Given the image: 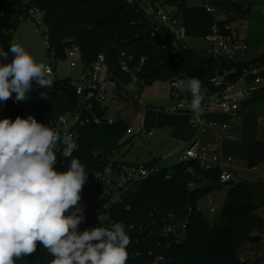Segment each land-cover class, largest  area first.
Masks as SVG:
<instances>
[{
    "label": "trees",
    "instance_id": "trees-1",
    "mask_svg": "<svg viewBox=\"0 0 264 264\" xmlns=\"http://www.w3.org/2000/svg\"><path fill=\"white\" fill-rule=\"evenodd\" d=\"M184 9L185 0H170ZM221 13L222 26L229 25L230 16L244 18L248 9L237 0H215ZM36 6L44 12V24L50 41L48 55L65 59V51L76 46L81 61L90 65L97 55L103 54L110 72L126 78L120 71L121 55L131 67L145 58L141 75L146 84L169 81L172 78H196L201 81L204 100L214 89L210 78L214 64L203 53L187 50L178 55V62L167 48L155 49L151 41L153 25L125 4V0H37ZM24 4L21 0H0V48L8 50L19 24L24 21ZM214 8V7H213ZM162 43L167 47L168 40ZM12 60L9 54L7 62ZM47 100L41 98V92ZM191 95V94H190ZM13 97L0 102V119L17 116H35L38 122L54 130L61 115L77 110V98L67 79L54 81L51 88L39 89L33 84L28 101H15ZM125 126H97L86 121L79 129L78 143L72 157L57 156V168L65 171L71 158H78L85 167L88 179L85 182L80 205L84 207V221L78 230L85 228H111L122 223L130 237L127 264H150L148 251L158 249L165 258L164 264H249L243 256L246 245L255 242L264 234V221L256 212L254 202L258 197L250 191L246 182L230 184V190L217 218L210 222L199 211V203L215 186H205L204 171L196 163L177 164L172 169H160V173L136 186L135 190L121 196L118 203L109 209L103 202L91 198L94 190L92 174L102 168V157L113 153ZM191 170V172L188 171ZM169 173L170 180L165 181ZM261 185V184H260ZM263 185V184H262ZM264 205V203L262 204ZM186 224V232L175 243L164 238L162 229L167 225ZM166 246V247H165ZM53 257L37 243L34 253L15 260V264H51Z\"/></svg>",
    "mask_w": 264,
    "mask_h": 264
},
{
    "label": "built area",
    "instance_id": "built-area-1",
    "mask_svg": "<svg viewBox=\"0 0 264 264\" xmlns=\"http://www.w3.org/2000/svg\"><path fill=\"white\" fill-rule=\"evenodd\" d=\"M21 2L25 6L21 19L34 21L37 27L41 24L45 26L44 12L36 6L37 0ZM125 4L153 25L151 40L155 49L167 48L169 54L174 56L175 63L178 62L180 53L189 50L185 46L181 47L182 42L187 39L183 9L176 7L170 0H125ZM205 12L215 15V22L204 37L207 47L202 52L203 56L214 64L209 81L214 91L202 100V111L197 114L190 108V93L180 92L174 87L176 81L190 78H172L169 80L172 87L170 95L174 105L168 112L185 114L195 135L211 130L218 134L221 141L232 140L235 137L230 134L227 123L206 120L204 113L217 111L224 116L234 117L240 112L245 101L260 97L264 90V57L250 58L247 42L234 35L229 25L220 24L222 17L216 16V9L206 4ZM262 15L264 17V8ZM165 39L168 40L167 47L162 43ZM44 40L46 48L51 51L48 34H44ZM123 57L122 54L119 66L120 71L126 75L124 79L113 75L106 57L99 54L90 65L83 64L79 78L74 80L71 78V72L77 67V61L81 60L79 49L72 46L65 51V59L68 61L66 79L74 91L78 105L75 112L59 116L55 122L56 132L61 136L70 135L77 145L79 129L86 121L91 120L97 126L124 125L125 131L118 143L127 140L139 144L144 137L150 138L154 135L155 129L146 128L143 116L138 117L141 111L144 113L147 109L141 106L140 100L142 88L146 85L141 75L145 58L140 60L138 66L131 67L128 62H131L132 58L125 61ZM48 67L51 68L53 80L57 81L54 69L50 64ZM135 122H138V125L134 124ZM233 161L231 156L222 152L220 143L214 141L202 144L194 137L180 156L178 164L196 163L203 171L220 169L219 183L231 184L238 182L229 169ZM101 164L102 168L92 174V184L95 188L91 198L96 202H103L106 209L118 203L122 195L135 190L137 185L155 177L161 171L152 164L124 163L119 159L110 162L106 157H102ZM188 171L191 172L190 169ZM169 180L170 175L167 173L165 181ZM208 200L211 202V197ZM185 232L186 224L180 223L177 226H165L161 235L178 243ZM258 242L264 245L262 237ZM157 250L148 251V256L152 258L150 264L165 263L163 253L156 254ZM160 255L163 260L157 262L156 257Z\"/></svg>",
    "mask_w": 264,
    "mask_h": 264
},
{
    "label": "clouds",
    "instance_id": "clouds-1",
    "mask_svg": "<svg viewBox=\"0 0 264 264\" xmlns=\"http://www.w3.org/2000/svg\"><path fill=\"white\" fill-rule=\"evenodd\" d=\"M53 83L51 68L22 45L0 48V102L13 94L17 102L28 101L33 84L43 90ZM174 87L191 94L194 113L202 111L200 80H178ZM41 98L47 100L44 91ZM75 149L70 135L61 136L33 115L0 119V264L34 253L38 242L53 257L51 264H127L131 241L122 223L78 230L88 174L74 157L65 171L56 167L57 153L67 159Z\"/></svg>",
    "mask_w": 264,
    "mask_h": 264
},
{
    "label": "rangeland",
    "instance_id": "rangeland-1",
    "mask_svg": "<svg viewBox=\"0 0 264 264\" xmlns=\"http://www.w3.org/2000/svg\"><path fill=\"white\" fill-rule=\"evenodd\" d=\"M237 1L243 8L248 9V15L244 16V18L235 15L233 17L230 16V29L234 35L247 41L248 56L264 57V18L262 16L264 0ZM206 4L219 11L222 9L219 8L215 0H185L183 17H185L184 24L187 39L182 42L181 47L185 46L189 50L198 53L205 51L207 43L204 41V37L215 22V15L205 12ZM220 14L217 13L216 16L221 18ZM44 34H47V30L43 24L37 27L34 21H22L13 34L12 44L22 45L37 62L44 63L47 66L50 64L54 69L55 78L57 80H65L68 72V61L64 58H56V56L51 54L48 55ZM83 68L82 61H77V67L71 72V78L77 80ZM171 89L170 81H155L152 84H146L140 94L141 106L147 107L144 113L141 111L138 115L139 118L143 116L144 126L150 128L151 126L162 125L167 128L158 129L153 138L144 137L140 146L127 140L119 143L118 149L106 156L108 161L113 162L119 159L124 163L141 165L156 160L162 168L169 170L178 164L180 156L184 153L194 135L190 133L186 125L185 114L171 115L165 112L174 105L170 95ZM257 115L261 121H264V116L259 113ZM134 124L138 125V122ZM229 168L233 172L232 166ZM224 169L228 168L224 167ZM204 172L206 173V171ZM246 172V176L244 174L240 176V179L248 183L254 179L256 174L254 175L251 170H246ZM216 178L217 176L206 173L204 181L214 184ZM250 185L251 193L253 196L258 197L254 202L257 207L256 212L262 206L260 211L264 213V206L262 205L264 203V185H260V182ZM229 190L230 183L219 184L218 187L215 186L213 191L208 193L209 195H205L200 201L199 211L210 222L217 218ZM209 197H211V202L208 200ZM261 237L263 240L264 235ZM184 240L183 236L181 241L183 242ZM261 242H258V245H262ZM244 254L243 256H248L250 253L245 251Z\"/></svg>",
    "mask_w": 264,
    "mask_h": 264
},
{
    "label": "crops",
    "instance_id": "crops-1",
    "mask_svg": "<svg viewBox=\"0 0 264 264\" xmlns=\"http://www.w3.org/2000/svg\"><path fill=\"white\" fill-rule=\"evenodd\" d=\"M184 23H185V17H184ZM249 57L256 58L255 56H249ZM261 94L262 95L256 99L245 101L241 105L240 112L234 117L224 116L217 111H209L204 113V118L206 120L227 123L229 125L230 134L235 137V139L232 140L221 141L220 138L218 137V134L215 131H211V130L207 131L204 134L195 135L192 127L188 122V118L186 116L185 117L187 119L186 125L189 128L190 133H192L196 139H198L202 144L207 142H214V141L220 143L222 152L225 155L231 156L233 158L234 161L231 164V166L233 169V174L235 175L237 181L243 182L241 181L240 176L244 174L246 176L247 173L246 170H251L252 173L256 175L254 179L248 183L255 184L260 182V184L264 185V121H261L260 117L257 115V113H259L260 115L264 116V110H263L264 90L262 91ZM169 109L166 110L165 112L174 115L173 113L168 112ZM151 127L155 129V132L154 135L150 138H153L156 135L158 129L167 128V127L164 128L162 125L151 126ZM137 145L140 146L141 142ZM145 164H152L160 169H165L162 168L156 160L149 161ZM223 167L227 168V166H223ZM220 172H221L220 169H211L206 171L208 175L213 174L215 175V177L217 176L216 182L214 184H211L209 182L206 183L204 181L206 176V173L204 172L203 185L212 186V185L220 184L219 183ZM261 207L262 206H260V208ZM260 208L257 210V213L260 215V217H262L264 221V213L260 211ZM258 244H259L258 242H254L252 244L246 245L243 251V255H245L244 254L245 251H249L250 253L248 255V258L250 260L249 264H264V245L262 243H261L262 245H258Z\"/></svg>",
    "mask_w": 264,
    "mask_h": 264
},
{
    "label": "water",
    "instance_id": "water-1",
    "mask_svg": "<svg viewBox=\"0 0 264 264\" xmlns=\"http://www.w3.org/2000/svg\"><path fill=\"white\" fill-rule=\"evenodd\" d=\"M260 240V237H257L256 239H255V242H258Z\"/></svg>",
    "mask_w": 264,
    "mask_h": 264
}]
</instances>
